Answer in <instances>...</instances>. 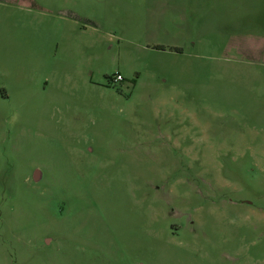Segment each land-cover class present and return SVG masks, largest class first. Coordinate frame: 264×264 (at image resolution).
<instances>
[{
	"label": "rangeland",
	"instance_id": "rangeland-1",
	"mask_svg": "<svg viewBox=\"0 0 264 264\" xmlns=\"http://www.w3.org/2000/svg\"><path fill=\"white\" fill-rule=\"evenodd\" d=\"M0 264H264V0H0Z\"/></svg>",
	"mask_w": 264,
	"mask_h": 264
},
{
	"label": "crops",
	"instance_id": "crops-1",
	"mask_svg": "<svg viewBox=\"0 0 264 264\" xmlns=\"http://www.w3.org/2000/svg\"><path fill=\"white\" fill-rule=\"evenodd\" d=\"M229 4L234 6V7H242V0H228Z\"/></svg>",
	"mask_w": 264,
	"mask_h": 264
},
{
	"label": "built area",
	"instance_id": "built-area-1",
	"mask_svg": "<svg viewBox=\"0 0 264 264\" xmlns=\"http://www.w3.org/2000/svg\"><path fill=\"white\" fill-rule=\"evenodd\" d=\"M123 79H124V77H123V75L121 73H118L117 76L115 77L116 81H120V80H123Z\"/></svg>",
	"mask_w": 264,
	"mask_h": 264
},
{
	"label": "water",
	"instance_id": "water-1",
	"mask_svg": "<svg viewBox=\"0 0 264 264\" xmlns=\"http://www.w3.org/2000/svg\"><path fill=\"white\" fill-rule=\"evenodd\" d=\"M39 176H40V174H39V172H37V174H36V178H39Z\"/></svg>",
	"mask_w": 264,
	"mask_h": 264
}]
</instances>
